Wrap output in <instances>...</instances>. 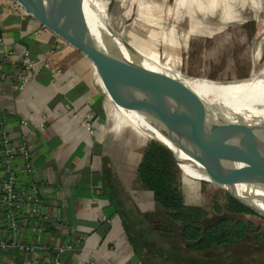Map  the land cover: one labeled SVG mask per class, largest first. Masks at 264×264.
Returning <instances> with one entry per match:
<instances>
[{
  "label": "crops",
  "instance_id": "0c3cea01",
  "mask_svg": "<svg viewBox=\"0 0 264 264\" xmlns=\"http://www.w3.org/2000/svg\"><path fill=\"white\" fill-rule=\"evenodd\" d=\"M27 52L35 60L33 78L24 89L16 79L0 81V114L15 131L23 130L32 153L31 179L41 185L42 212L56 229H33L43 225L35 220L29 240L57 246L69 235L79 239L63 264H143L125 223L147 226L140 218L161 209L138 170L150 135L170 142L109 97L81 50L15 0H0V71H13ZM183 160L184 167L193 165L186 155ZM42 257L31 254L29 260Z\"/></svg>",
  "mask_w": 264,
  "mask_h": 264
},
{
  "label": "water",
  "instance_id": "95a60500",
  "mask_svg": "<svg viewBox=\"0 0 264 264\" xmlns=\"http://www.w3.org/2000/svg\"><path fill=\"white\" fill-rule=\"evenodd\" d=\"M56 35L81 50L93 63L109 97L119 106L141 115L170 144L149 138L170 150L183 171V152L198 163L204 181L235 187L248 184L264 191V146L252 136L264 134V121L247 122L230 118L222 106H206L195 98V91L181 76L228 84L240 79L195 77L171 67H147L143 55L122 38L124 51L99 44L87 22L83 0H15ZM220 111L222 113H220ZM222 187V186H221ZM225 189V188H224ZM229 195L264 217L258 209L232 190Z\"/></svg>",
  "mask_w": 264,
  "mask_h": 264
},
{
  "label": "rangeland",
  "instance_id": "374dc122",
  "mask_svg": "<svg viewBox=\"0 0 264 264\" xmlns=\"http://www.w3.org/2000/svg\"><path fill=\"white\" fill-rule=\"evenodd\" d=\"M83 7L95 21L120 31L142 55L139 48L157 57L159 65L160 60L168 62L175 71L195 77L234 79L256 76L264 68L263 0H83ZM169 31L176 34L180 45L165 44L163 36ZM146 124L157 131L148 121ZM177 152L183 159L185 154ZM178 169L186 203L204 207L212 217L215 203L223 204L228 194L224 184L202 180L206 177L196 162L182 167L183 171ZM227 187L234 194L244 193L240 184ZM243 217L264 226L263 216ZM136 244L148 256L138 240ZM235 250L239 251V246Z\"/></svg>",
  "mask_w": 264,
  "mask_h": 264
},
{
  "label": "trees",
  "instance_id": "16d2710c",
  "mask_svg": "<svg viewBox=\"0 0 264 264\" xmlns=\"http://www.w3.org/2000/svg\"><path fill=\"white\" fill-rule=\"evenodd\" d=\"M138 172L161 206L140 218L148 222L147 226H137L129 220L125 223L143 264H264V226L243 217L255 214L250 208L229 194L223 204L215 203L212 217L204 207L186 203L177 162L170 150L155 141L145 149ZM4 173L6 170L1 166L0 175L6 176ZM18 174L29 175L24 170ZM236 194L256 208H264L263 197L245 191ZM26 209L24 205L21 213L28 223L40 220L47 230L55 232L53 221L36 217ZM137 240L148 256L139 250ZM237 246L239 251L235 250ZM0 256V264H9L3 258L20 264L25 253L16 248H0Z\"/></svg>",
  "mask_w": 264,
  "mask_h": 264
},
{
  "label": "built area",
  "instance_id": "2783aa9c",
  "mask_svg": "<svg viewBox=\"0 0 264 264\" xmlns=\"http://www.w3.org/2000/svg\"><path fill=\"white\" fill-rule=\"evenodd\" d=\"M34 67L35 60L27 52L13 71H0V81L16 79L18 88L24 89L33 78ZM1 115L0 167L5 168L6 176L0 175V248H16L25 253L24 261L20 264H63L62 256L73 250L74 242H80V240L69 235L63 244L57 246L29 240L27 230L31 226L30 222L28 223V218L21 213L23 206L27 205L26 210L32 212V215H36V217L42 216L44 220L50 219V217L42 212V187L31 179L32 153L24 139L23 130L15 131L10 120ZM84 124L92 131V124L89 120L84 121ZM26 126V120L19 121L20 128ZM18 161H22V163L17 164ZM21 170L28 172L29 175L20 176L18 173ZM32 228L43 231L44 227L39 225ZM38 253L43 257L35 259L34 262L29 260L31 254ZM3 259L9 264H19L9 258Z\"/></svg>",
  "mask_w": 264,
  "mask_h": 264
},
{
  "label": "bare ground",
  "instance_id": "6f19581e",
  "mask_svg": "<svg viewBox=\"0 0 264 264\" xmlns=\"http://www.w3.org/2000/svg\"><path fill=\"white\" fill-rule=\"evenodd\" d=\"M84 13L87 22L89 24V27L100 45L106 47H111V45L116 46V48L125 52L124 45L122 43V38L123 39L125 38L122 36L120 31L110 29L105 25H102L99 22L95 21L87 14L86 11H84ZM175 36L176 34L171 31L164 33L163 39L165 44L178 45L179 42L177 41ZM128 43L131 44L130 42ZM132 46L134 47L136 45L133 44ZM139 50H141L142 53L144 52L143 55L144 58L142 59V61L147 67H150L155 70H158L159 68L164 70L163 68H167L169 66L168 63L162 62L161 60H160L161 64L160 65L157 64V57L153 56L152 53L146 52L141 48H139ZM150 60L156 61V63ZM181 78L188 85H190V87L195 91L196 93L195 98L197 100H199L200 102L204 103L206 106L209 107H213V106L224 107L226 112L222 113L220 111V113H222L224 116H229L230 118L237 117L247 122L258 123L260 121H264V68L256 76H252L248 79H240L228 84H223L221 82H211L208 81L207 79H199V78L187 77V76H181ZM122 109L126 110L127 114L132 116L134 115L136 118L141 119L144 122H147V120L144 119L138 113L131 111L129 109H125V108ZM252 139L258 145L260 146L264 145V134L256 133L255 136L254 135L252 136ZM190 161L191 163L195 162L191 159ZM240 185H242L241 188L243 191L264 198V191L254 188L252 185L251 187L253 190L249 188L248 184H244V188H243V184ZM224 188L228 189L226 187Z\"/></svg>",
  "mask_w": 264,
  "mask_h": 264
}]
</instances>
